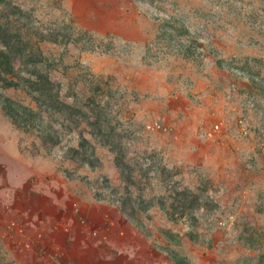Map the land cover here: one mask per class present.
Returning <instances> with one entry per match:
<instances>
[{
    "label": "rangeland",
    "instance_id": "rangeland-1",
    "mask_svg": "<svg viewBox=\"0 0 264 264\" xmlns=\"http://www.w3.org/2000/svg\"><path fill=\"white\" fill-rule=\"evenodd\" d=\"M0 20L15 78L52 95L0 86L21 113L0 100V264H264V0H0Z\"/></svg>",
    "mask_w": 264,
    "mask_h": 264
},
{
    "label": "trees",
    "instance_id": "trees-1",
    "mask_svg": "<svg viewBox=\"0 0 264 264\" xmlns=\"http://www.w3.org/2000/svg\"><path fill=\"white\" fill-rule=\"evenodd\" d=\"M13 8L19 11V8ZM174 23H177L179 25L181 33L187 35L190 34L189 29L181 21L178 20ZM0 42V86H18L20 84V80L23 77L18 74V79L15 78V70L13 67L12 59L14 58V56H19L17 55V53L19 52V37L14 34L11 35L6 24L2 20H0ZM22 80L30 87L31 91L39 92V94L41 95L39 98H41L43 102L50 101L52 99V95L49 96L50 93L46 92L48 90L49 81L48 78L45 77V75L38 73L37 75H35V78L27 77L23 78ZM260 81L264 84V79H261ZM0 100L7 114H9V116L16 120L17 116L21 114L19 109L13 106L11 102H9L10 99L4 97L1 93ZM55 100L57 99L55 98Z\"/></svg>",
    "mask_w": 264,
    "mask_h": 264
}]
</instances>
